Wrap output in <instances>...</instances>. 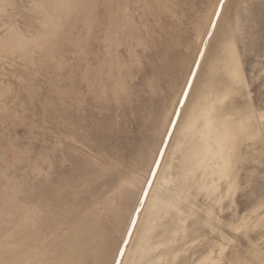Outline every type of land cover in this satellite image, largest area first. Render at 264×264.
<instances>
[{
  "label": "rangeland",
  "instance_id": "rangeland-1",
  "mask_svg": "<svg viewBox=\"0 0 264 264\" xmlns=\"http://www.w3.org/2000/svg\"><path fill=\"white\" fill-rule=\"evenodd\" d=\"M109 1L0 0V233L12 226L16 211L30 205L32 166L38 163L45 169L39 179L42 217L38 233L20 238L19 255L9 256L10 264H39L35 254L53 250V235L43 244L40 240L76 221L84 222L92 208L102 212L96 221L99 230L108 237L117 232L113 211L129 212L138 190H126L127 199L117 191L112 211H103L101 200L116 191L125 177L146 173L172 116L183 76L180 65L192 58L194 40L205 29L216 0H126L139 13H132L139 42L112 46L113 57L106 55L98 32L107 19ZM96 11L102 18L98 26ZM234 36L244 78L236 103L249 100L257 113H264V0L226 2L221 27L202 61L206 69L217 72L238 65L230 46ZM111 59L120 76L125 75L121 91H116L108 72ZM240 111L250 118L249 108L240 107ZM228 117L232 118L228 115L217 121L220 126L214 137L231 148L237 128ZM259 123L264 136V117ZM176 134L174 141L183 135L181 130ZM68 135H75L80 143ZM173 144L165 151V172L175 167L179 148ZM242 151L248 159L238 169L236 206L225 200L222 211L214 210L227 236L233 235L227 226L231 220L264 202V146L253 150L245 144ZM192 195L195 200H191L203 209V197ZM149 210L142 212L138 236ZM259 214L264 213L260 210ZM57 216L64 222H57ZM213 224L219 227L216 220ZM199 234L219 239L207 227ZM235 237L240 250L247 246V237L264 250V226L249 230L247 236L237 232ZM130 247L124 264H141L145 250L137 254L134 240Z\"/></svg>",
  "mask_w": 264,
  "mask_h": 264
},
{
  "label": "bare ground",
  "instance_id": "bare-ground-1",
  "mask_svg": "<svg viewBox=\"0 0 264 264\" xmlns=\"http://www.w3.org/2000/svg\"><path fill=\"white\" fill-rule=\"evenodd\" d=\"M227 1L224 0L221 16L214 30V35L209 38V43L221 27ZM213 6L219 7V0H216ZM212 10L213 7L209 13ZM105 11L107 19L105 23L103 22V29H99L98 32L102 34L106 55L113 57L115 52L111 50L112 46L122 44L130 46L132 42H139L138 31L132 21V13L135 16H138L139 13L136 12L137 8H131L126 0L109 1ZM95 15L96 26L101 25L100 14L96 11ZM208 20L209 14L205 29L194 40L192 58L190 60L185 59L180 65L183 69L181 84H183L190 69L195 67L192 63L194 54L198 46L203 47L199 41L206 29L211 28ZM231 39L233 41L230 46L233 48L234 59L238 65H230L225 70L219 69L217 72L206 69L205 65H201L197 69L198 75L187 107L183 110L184 114L175 127L183 133L179 138L180 143L177 141L179 139H176L177 142L174 141L178 131L168 123L175 118L172 112L171 118H168L166 122V129H170L172 135L169 137L165 129L160 144L154 153L155 156L146 173L143 174V178L140 177L139 171L130 177H125L121 180L124 183L119 184L116 191L114 190L113 193L101 200L103 211H112L115 210L113 195L117 191H119L122 199H127L126 190L137 188L138 195H140L142 188H148V196L142 211L138 214L137 224L133 228V235L122 258L123 261L126 254L130 252V246L134 240V242L136 241L137 254H143L145 250V255L139 258V261L142 260L139 262L141 264L144 260H148V264H199L200 262L205 264H264L263 249L247 237V246L240 250L237 247L238 242L235 237L237 232L242 231L243 235L247 236L249 230L264 226V214H259L260 210L264 213V202L251 206L246 215L233 219L227 224L233 233L232 236H227L221 231L220 225L223 221L214 213L216 208L220 211L223 210L225 200H229L231 205L236 206L233 196L240 189L238 169L248 159L247 155H243V146L246 144L247 148L253 150L256 145L264 146V136L259 123V120L264 117V113H257L249 100L241 105L237 104L235 100L237 95H242L244 78L235 47V36ZM229 68L239 71L240 81L235 86L230 78ZM117 70L116 61L111 59L108 72L116 91H121L125 75L120 76ZM7 81L9 82V79ZM176 92H179V89ZM175 107L177 105H174L173 108ZM240 107L247 110L249 108L251 111L250 118H245V115L241 114ZM228 115L232 117L228 118L232 119L234 124L236 122L235 128L237 130L233 132L236 150H233V146L226 148L214 137L216 129H219L220 126L218 122L221 123ZM245 125L248 126L245 127ZM68 136L66 138L72 139L75 143H80L75 135ZM165 140H167L166 144L164 143ZM172 144L179 148L174 155L176 157L173 160L175 167L165 172L162 170V164L166 163L168 158V153L166 154L165 151ZM161 153L163 154L161 155ZM257 153H261V151H257ZM49 159L47 153L44 161L47 162ZM155 160L160 161L158 168L154 163ZM52 167L51 160L50 168ZM151 168H156V176L149 188L145 181L152 178ZM43 170L45 171L38 163L32 166L33 178L30 183L28 198L30 205L22 206L19 211H16L12 217V226L10 228L3 227L0 233V264H10L8 259L12 258L8 257L14 258L19 255L17 245L22 236L38 233L42 217L40 206H38L39 190L42 188V182L39 179ZM49 170L47 168L46 174H49ZM161 177L165 180H163L162 185H159L161 182L158 181ZM46 181L47 179H45ZM56 186L58 187L57 184ZM192 192L203 197L206 202L203 209H199L191 200V197L195 200ZM148 207L150 210L146 215L144 230L141 229V235L138 236L136 232L140 228L142 212ZM89 212L84 222L77 224L76 221L74 225L61 229L59 233L52 232L40 240V244H43L48 235H53L50 241L53 250L41 249L35 254L39 264H43V257L44 264H112L113 257L117 254V245L122 236L125 235L126 228L132 227L129 219L131 210L126 213L123 212L122 215L118 211H113L114 216L117 215L115 217L117 232H114L111 237H108L104 231L99 230L96 226V221L102 214L101 210L92 208L89 209ZM56 220L57 222H64L58 216ZM214 220L217 221L219 227L217 224H213ZM123 222L124 224L121 225ZM203 227H207L211 233H216L219 239H207L206 236L200 235L199 231ZM116 236L118 239L115 238ZM110 241H114V245L110 244ZM136 259L138 260V257Z\"/></svg>",
  "mask_w": 264,
  "mask_h": 264
},
{
  "label": "snow or ice",
  "instance_id": "snow-or-ice-1",
  "mask_svg": "<svg viewBox=\"0 0 264 264\" xmlns=\"http://www.w3.org/2000/svg\"><path fill=\"white\" fill-rule=\"evenodd\" d=\"M224 0H219V7L213 6V10L209 13V20L208 23L211 25L210 29H206L205 33L202 34V37L199 41L200 45L203 47L198 46L196 49V53L194 54V59L192 63L195 65L194 68L190 69L189 74L186 76L183 84L180 85L179 92L177 93V99L174 101V104L177 107L173 110L174 119H171L168 123L175 128L182 118L184 114V109L187 107V103L191 96V91L193 89L195 79L198 75L197 69H199L202 65V61L206 58V50L209 48V38L214 35V30L217 27L219 18L221 16V9L223 7ZM230 78L235 86L240 81L239 71L238 69L229 68ZM167 135L170 137L172 132L170 129H166ZM167 143V140L164 141ZM163 153H161L162 155ZM156 168L159 167V160L154 161ZM156 168H151V179H146V184L150 188L154 182V178L156 176ZM140 195L137 196L136 202L133 204L131 212H130V224L132 227H128L125 230V235L122 236L121 241L117 245L116 252L117 254L113 257L112 264H124L123 256L125 254L126 248L128 247L130 240L133 235V228L137 224L138 214L142 211L143 206L146 201V197L148 196V188H142ZM122 245V246H121Z\"/></svg>",
  "mask_w": 264,
  "mask_h": 264
}]
</instances>
